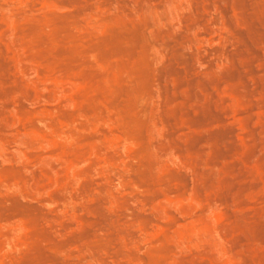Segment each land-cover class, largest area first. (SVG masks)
Listing matches in <instances>:
<instances>
[{"label": "rangeland", "instance_id": "1", "mask_svg": "<svg viewBox=\"0 0 264 264\" xmlns=\"http://www.w3.org/2000/svg\"><path fill=\"white\" fill-rule=\"evenodd\" d=\"M0 264H264V0H0Z\"/></svg>", "mask_w": 264, "mask_h": 264}, {"label": "bare ground", "instance_id": "2", "mask_svg": "<svg viewBox=\"0 0 264 264\" xmlns=\"http://www.w3.org/2000/svg\"><path fill=\"white\" fill-rule=\"evenodd\" d=\"M184 37H185V36H184ZM182 38H183V37H182ZM176 39H177V38H176ZM186 39H187V38H186ZM182 40H185V38H183ZM182 40H180V41H182ZM177 41H178V40H177ZM180 41L175 42V44H176V43H177V44H180V43H179ZM182 42H183V41H182ZM186 42H187V41H186ZM181 46H182V45H181ZM174 47H175V45H174ZM177 47L179 48V46H176L175 49L173 48V49H174L173 51H175V50L177 51V49H178ZM181 48H183V47H181ZM179 49H180V48H179ZM176 51H175V52H176ZM172 54H173V52H172ZM174 54H175V53H174ZM176 54H177V52H176ZM176 54H175V56H177ZM171 57H172V56H171ZM171 57H169V58H171ZM189 58L191 59V57H189ZM189 58L187 57V59H189ZM195 58H196V57H195ZM169 60H170V59H169ZM193 60H194V59H193ZM196 60H197V59H196ZM168 62H169V67H168V69L170 68V69H169L170 71L173 70V69H175L174 66H176V65H174V63L176 62V58L173 57V58H172L170 61H168ZM189 62H190V61H189ZM194 62H195V61H193V63H194ZM175 64H176V63H175ZM177 64H178V63H177ZM188 65H189V63H188ZM190 65H191V63H190ZM190 65H189V66H190ZM166 66H167V65H166ZM166 68H167V67H166ZM176 68H177V67H176ZM168 69H167V70H168ZM176 70H177V69H176ZM179 71H180V70H179ZM167 73L169 74L170 72H167ZM172 73H173V72H172ZM177 73H178V72H177Z\"/></svg>", "mask_w": 264, "mask_h": 264}]
</instances>
